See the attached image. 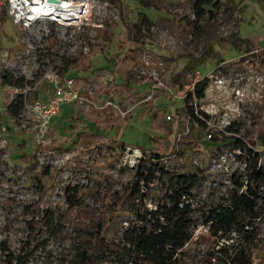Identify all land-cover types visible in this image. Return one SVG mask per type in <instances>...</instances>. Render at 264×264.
Here are the masks:
<instances>
[{"label": "rangeland", "instance_id": "rangeland-1", "mask_svg": "<svg viewBox=\"0 0 264 264\" xmlns=\"http://www.w3.org/2000/svg\"><path fill=\"white\" fill-rule=\"evenodd\" d=\"M215 1L213 21L194 17L192 0L63 1L61 20L37 18L25 26L0 0V72L26 82L19 90L0 81V264L5 248L32 251L28 264H73L78 224H86L88 211L97 213L104 196L112 205L138 160L198 178L183 264L231 263L209 245L204 221L208 206H228L236 182L246 180L249 150L264 152L258 132L264 128V0ZM232 5L238 11L225 22ZM129 32L144 45L130 41ZM100 35L105 42L93 50ZM99 70L105 76L96 79ZM54 77L72 78L77 99L46 121ZM203 79L205 95L191 115L184 97ZM18 95L23 109L14 120L6 108ZM92 108L95 121H87L80 112ZM82 128L105 140L90 147L77 136ZM150 188L145 203L154 208L161 185L155 180ZM73 195L79 205L59 226ZM37 201L51 210L53 225L31 238L30 206ZM129 211L130 203H122L105 231L108 242H120ZM260 217L253 264L264 262V212ZM121 260L105 253L96 264Z\"/></svg>", "mask_w": 264, "mask_h": 264}, {"label": "trees", "instance_id": "trees-1", "mask_svg": "<svg viewBox=\"0 0 264 264\" xmlns=\"http://www.w3.org/2000/svg\"><path fill=\"white\" fill-rule=\"evenodd\" d=\"M206 6H211V9L206 10ZM218 8L219 2L215 0H192V11L197 20L207 15L208 20L213 21L215 9ZM237 8L234 5L228 8V14L224 16L225 22L231 20L238 11ZM213 23L211 25H214ZM96 38L97 44L92 47L93 50L99 49L101 43L105 42L102 36ZM128 39L134 43L141 42L132 34ZM141 43L144 45V41ZM93 53H90V57L94 56ZM102 76H105V73L101 70L93 74L96 79H101ZM0 81L2 86L19 90L26 84L23 79L18 80L4 72H0ZM111 86L112 84L109 83L106 87L109 89ZM206 86L207 80L203 79L195 83L192 90L184 97V105L191 115L194 113V101L204 98ZM23 99L22 95H18L6 108L8 115L14 120L18 119L23 109ZM96 112L97 110L92 108L88 112L80 113L87 121H95ZM259 125L264 126L262 123ZM111 126L112 124L109 125ZM258 132L261 133L260 139L264 140V128L259 129ZM77 136L88 140L90 147H95L105 140L102 136L91 134L86 128H82ZM153 156L157 161L160 159L159 154ZM247 161L250 170L247 172L246 180L242 183L236 182L237 190L231 196L229 205L208 206L204 221V225L208 227L209 239L212 238L209 245L214 247L221 242L217 253L225 256L227 261L230 259V264H253L251 249L258 246L257 234L254 231L247 232L244 227H255L256 218L264 212V152L249 150ZM157 174L159 176H156ZM155 180L161 185V194L154 208H149L145 199ZM197 185L196 175L170 173L163 167H147L138 160L131 180L122 184V192L115 197L112 205L105 204L111 197L104 196L103 204L97 213L88 211L85 215L86 224H78L82 237L73 264H96L97 257L105 253L117 254L122 258L120 264H183L188 256L184 247L190 242V231L194 226L191 200L194 198L193 190ZM79 193L80 189L75 191V194ZM124 202L130 203L131 219L123 229L120 242H108L105 231L109 224L119 218L121 204ZM66 203L67 208L59 218V226L65 223L72 211L78 207L79 200L75 197L67 198ZM258 205H261L260 212ZM30 207L34 214L30 234L33 238L38 228L53 225V213L48 209L41 210L40 201ZM232 230L241 234V239L237 242L238 251H231L233 256L229 252L232 244L221 241L226 240ZM3 253L4 259L1 264H28L32 256V251L26 248H22L18 254L5 248Z\"/></svg>", "mask_w": 264, "mask_h": 264}, {"label": "built area", "instance_id": "built-area-1", "mask_svg": "<svg viewBox=\"0 0 264 264\" xmlns=\"http://www.w3.org/2000/svg\"><path fill=\"white\" fill-rule=\"evenodd\" d=\"M48 0H5L6 4L8 5L9 14L13 15V18L16 22H23L25 26H27V23L23 21L22 18V9L24 8H35L38 9L42 7ZM51 82L54 85L53 89V100L50 102L48 109L45 110L44 118L46 121L54 116L59 108L63 106L66 103L74 102L77 99V95L74 91V80L72 78H65L62 82H58L57 79L54 77ZM135 164V160L132 161L131 165L133 166ZM260 216L256 218V222L260 220ZM244 230L247 232L254 231L256 234L259 231L258 225L256 224L255 227L252 226H245ZM225 238V237H224ZM241 239V234L237 231L232 230L228 235L227 239H222L221 241L224 243L232 244L233 246V240H236L235 247L229 249V252L234 250V252L238 251L239 246H237V242ZM221 245V242H219L215 247L218 250ZM252 252V249H251ZM233 253V252H231ZM252 260V259H251ZM256 261H261L260 258H257ZM253 263V261H252ZM264 263V262H262Z\"/></svg>", "mask_w": 264, "mask_h": 264}, {"label": "bare ground", "instance_id": "bare-ground-1", "mask_svg": "<svg viewBox=\"0 0 264 264\" xmlns=\"http://www.w3.org/2000/svg\"><path fill=\"white\" fill-rule=\"evenodd\" d=\"M63 1L71 2L75 0H57L54 3L47 1L42 7L38 9L24 8L22 9V12H21L23 21L30 24L31 22H34L35 19L37 18H51V19L57 18V20H61L60 19L62 18L61 15L65 11V4ZM56 22L59 23V21H56Z\"/></svg>", "mask_w": 264, "mask_h": 264}, {"label": "water", "instance_id": "water-1", "mask_svg": "<svg viewBox=\"0 0 264 264\" xmlns=\"http://www.w3.org/2000/svg\"><path fill=\"white\" fill-rule=\"evenodd\" d=\"M57 0H48V2H51V3H54L56 2Z\"/></svg>", "mask_w": 264, "mask_h": 264}]
</instances>
